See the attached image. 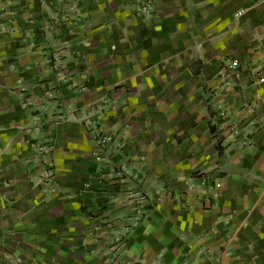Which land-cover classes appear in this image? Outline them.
Listing matches in <instances>:
<instances>
[{
	"label": "crops",
	"instance_id": "0c3cea01",
	"mask_svg": "<svg viewBox=\"0 0 264 264\" xmlns=\"http://www.w3.org/2000/svg\"><path fill=\"white\" fill-rule=\"evenodd\" d=\"M263 28L254 0H0V264H107L91 232L124 216V189L113 162L92 158L93 128L122 112L143 141L159 132L178 152L185 133L194 149L213 146L220 110L240 130L226 139L211 209L158 208L121 256L185 264L190 234L194 250L264 261Z\"/></svg>",
	"mask_w": 264,
	"mask_h": 264
},
{
	"label": "rangeland",
	"instance_id": "374dc122",
	"mask_svg": "<svg viewBox=\"0 0 264 264\" xmlns=\"http://www.w3.org/2000/svg\"><path fill=\"white\" fill-rule=\"evenodd\" d=\"M222 111L220 110L219 113L220 118L212 115L210 119V126L215 130L213 134L211 131L208 132L211 135L210 141L213 146L194 149L188 145L189 139L185 133L178 138V145L175 148L176 151L177 148L180 149L178 152L165 148L162 133L159 132L144 133L143 141L138 132L127 129L124 121L126 115L122 112L118 117L108 116L109 126L93 128L94 139L97 140L102 151L99 155L93 154L92 158L97 163L107 161L110 165L113 162L110 169L111 174L116 175L120 187L124 189L120 192L119 201L115 207L124 216L106 217L105 222L96 225V228L93 227L91 232L92 239L99 242L98 254L104 256L107 264H136V261L122 259V251L128 239L142 227L143 220L148 215L155 214L158 208L175 205L183 211L197 210L204 214L211 209L213 199L218 197L217 187L220 186L219 179L222 175L218 168L224 158L226 139L232 142L239 135V131L236 133V130L231 127L234 123L227 124L221 121L226 118L224 117L225 112ZM157 113L158 111L153 110L150 115L157 120L159 118ZM237 129L240 130L239 127ZM141 142H147V147L149 143H152L150 148L153 150L152 160L154 156L166 155L172 157L173 160L169 161L171 164L155 157L156 162L153 161L150 165H146L145 157L141 152L148 148L146 146L136 147ZM131 145L134 146L130 147ZM175 161L178 163L173 164ZM144 166L148 169L143 172L144 177L147 176L145 180L142 179L141 172ZM149 178L155 181H152L151 186L146 188L145 182ZM144 206L151 211H144ZM192 237L194 236L187 234L185 239L183 238L188 243L185 247L189 249L184 259L185 264H239V260L231 257L228 246H219L213 251L210 249L194 250L198 240H192ZM242 263L264 264V261L249 260Z\"/></svg>",
	"mask_w": 264,
	"mask_h": 264
},
{
	"label": "built area",
	"instance_id": "2783aa9c",
	"mask_svg": "<svg viewBox=\"0 0 264 264\" xmlns=\"http://www.w3.org/2000/svg\"><path fill=\"white\" fill-rule=\"evenodd\" d=\"M256 3H263L264 2V0H254ZM242 13L241 12H239V13H237L236 14V17H238V16H240ZM260 37H261V40H262V42H263V48H262V52H263V54H264V28L261 30V32H260ZM236 68H237V64H231L230 65V67H228V68H226L225 69V71H228V70H231V71H235L236 70ZM259 83H264V78H261V79H259ZM222 112H226L225 110L224 111H222ZM224 114V113H223ZM222 114V115H223ZM231 127H233V129L234 130H236V133L238 132V127H239V124H237V122L236 123H234V125L233 126H231ZM96 159V161H99V159L98 158H95ZM44 162H46V160L45 161H43L42 162V166L44 165H47V164H45ZM44 180H49V178H50V172L49 171H44V173H43V177H42Z\"/></svg>",
	"mask_w": 264,
	"mask_h": 264
}]
</instances>
